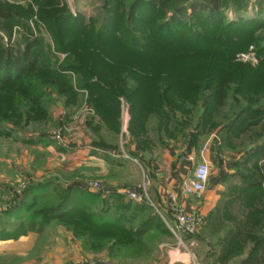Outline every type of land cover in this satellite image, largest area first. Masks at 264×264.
<instances>
[{"label":"rangeland","instance_id":"374dc122","mask_svg":"<svg viewBox=\"0 0 264 264\" xmlns=\"http://www.w3.org/2000/svg\"><path fill=\"white\" fill-rule=\"evenodd\" d=\"M194 1L0 0V50L6 52L10 59L19 51L23 58L28 59L34 54L33 50L40 49L43 53L38 58L39 66L58 72L57 75L65 80L60 83L70 84L76 92L73 101L68 103L69 96L61 94V87L56 89L45 84L42 89L44 96L35 101L31 94L35 88L17 91L10 88L12 84L0 85L2 248L8 250L13 242L23 240L30 232L26 228L17 237L8 235L23 228L33 218L40 226L43 214L50 208L62 207L65 211L61 213L77 211L76 215L73 212L65 219L47 221L42 233L34 230L37 236L27 241L34 244V248L26 257L20 258L15 253L9 256L0 254V264H127L123 263L125 259H115L118 256H130L138 264H145L150 259L147 255L151 252L149 248L141 250L138 246L130 248L117 244V239L127 240V225L123 230L118 228L100 235L96 230L95 234L91 232L89 221L88 229L80 225L76 218L85 216L82 210L99 214L110 201L92 200L90 195L80 194L77 186H59V177L66 175L59 169L58 158L52 159L49 167L44 166L46 163L43 165V147L51 146L57 152L66 146L74 149L77 148L78 134L91 136L87 126L83 129L90 117L86 111L90 108L89 91L83 85L91 79L86 75L92 71L95 73L92 82L101 80L108 85L114 84V90L124 95L137 89L141 90V96L151 98L158 88L160 91L167 86L173 88L178 107L174 117L185 127L178 130L179 142L201 151L204 138L211 139L212 145L216 146L213 154L216 163L211 177L225 173L228 179L226 192L214 211L207 214L196 235L201 256L221 258L223 260L218 262L221 264H242L248 258L258 235L264 234L263 187L256 184V167L261 164L258 153L264 146V0H237L245 6L241 15L248 20L256 19L262 25L252 38L245 37L237 42L229 41L228 37L226 44L204 40L207 36L191 18L192 9L189 8ZM201 1L207 4L213 0ZM218 1L224 15L230 21H236L235 0ZM177 7L189 9L183 29L199 31L203 39L193 35L170 46L162 43L168 40L165 37L167 32L174 29V25L167 26V23ZM9 11L12 21L2 18ZM46 14L54 16L46 17ZM59 14L72 17L73 25H68V21L55 22L53 18ZM48 19L53 20L55 28H61L57 32L60 36L57 40ZM3 23L9 29L4 28ZM114 29H117L116 33ZM126 29L128 35L125 40L131 42L135 37L149 47L139 50L136 46H126L120 39L124 38L122 31ZM251 47L253 56L243 60L241 54L248 53ZM82 63L85 69L76 70L74 66ZM28 74L24 73L20 79H27ZM34 75L37 81L50 80L45 73L35 72ZM226 75L231 77V83L227 87L224 105L213 111L211 103L206 102L211 94L208 87L218 77ZM124 80L129 81L126 88L123 87ZM21 93L29 102L31 100L34 114L31 112L29 116L34 115L33 120L20 117L19 103L23 98L26 103ZM122 101L129 110L126 98ZM43 108L47 110V116H43ZM128 110L124 115L129 119ZM124 122L123 116L122 126ZM113 136L112 147L120 151L124 146L122 132H113ZM224 162L227 170L218 174L217 166ZM47 173L49 179L40 178ZM203 194L195 199L202 200ZM112 208L118 209V206ZM218 208L222 215L220 226L213 219ZM146 215L147 218L159 219L162 223L159 227L168 232L152 208H147ZM131 238L130 241L134 242L135 239ZM3 241H12V244ZM113 241L116 246L110 248L109 243Z\"/></svg>","mask_w":264,"mask_h":264},{"label":"crops","instance_id":"0c3cea01","mask_svg":"<svg viewBox=\"0 0 264 264\" xmlns=\"http://www.w3.org/2000/svg\"><path fill=\"white\" fill-rule=\"evenodd\" d=\"M125 110L128 109L125 102L122 101L121 113L122 120L124 116L125 122L121 131L124 146L120 151L112 147L114 145L113 132L104 125L95 111L93 113L87 112L90 117L84 123L83 129H86L87 126L91 131V136L82 137L78 134L76 138L77 148L74 149L66 146L58 149L57 152L51 146L43 147L45 149L43 152L44 157H42L43 165L46 163L44 166L49 167L52 159L55 161L58 158L59 169L66 175L64 178L63 176L59 177L57 181L59 186L68 188L73 185L74 187L77 186L78 189L97 194L98 200L107 199L110 201L111 207L114 205L119 206L117 205V198L126 189L148 181L150 197L162 210H166V195L181 192L182 183L193 176L197 162L207 161L211 166V173L214 171L215 166L213 164L216 162L213 154L216 146H214L215 144L212 145L211 139L205 140V138L201 151H196L195 148H190L187 144H181L178 135L180 127L177 123L172 120H160L157 116L151 117L144 124L145 130L143 133L134 136L129 131L131 118L125 117ZM124 154L137 159L139 164L135 165L129 162V159H124ZM46 170L48 169L46 168ZM216 170L218 174L221 171H226L225 162L222 165L218 164ZM40 178L43 180L49 179L48 173L40 176ZM227 180L225 173L219 177L216 175L210 176L208 188L203 194L204 198L202 200L187 199V208L198 209L206 216L213 212L217 207V202L226 192ZM92 181H98L101 190L90 188L89 184ZM124 200L128 201L126 198ZM113 211V218L122 215H127L129 218L133 216L135 224H140L144 219H147V211L134 209L124 213L121 212V208H112ZM45 228L37 232L42 233ZM37 232L31 230L27 236H24L26 240L21 239L13 242L14 244H12V241H3L8 245L12 244L8 246V250L2 248L0 241V254L9 256L10 253H15L20 258L26 257L34 248V244H29L30 242L27 241L35 239ZM126 238L127 240L117 241V244L130 246V248L138 246L141 250L145 248L151 250L147 254L150 259L145 264H217L223 260L215 258L213 255L202 257L199 251L200 242L197 240L196 235L185 238L186 247L182 248L170 233L164 232V229L159 227V223L154 224L144 236L134 238V242H131L128 236ZM113 243L114 241L109 243L110 248L112 245L115 248L116 245ZM115 259H125L123 263L127 264H138L130 256H118Z\"/></svg>","mask_w":264,"mask_h":264},{"label":"trees","instance_id":"16d2710c","mask_svg":"<svg viewBox=\"0 0 264 264\" xmlns=\"http://www.w3.org/2000/svg\"><path fill=\"white\" fill-rule=\"evenodd\" d=\"M235 2L236 3L233 4H235V9L238 14L237 15L238 19L233 22L230 21L221 11L220 3L218 0L209 1L207 4H205L201 0H195L194 2H192V4H190L189 9H192L191 18L195 19L194 22L195 25H198L201 28V30L204 32V35L207 36V38H205L204 40L209 39L216 41L217 43L226 44L227 42L226 39L228 37H229L228 38L229 41H237V42L238 41L240 42L245 37H249V38L253 37L255 31L258 30V28L262 25V23L256 22V19L248 20L245 16H242L241 12L244 11L245 6H242L240 2H238L237 0H235ZM189 9L183 7H177L173 11L171 21L167 23V26L174 25L173 26L174 29L167 32V35L165 37H167L168 40L162 43H167V45L170 46L171 44L177 42V40L180 39L182 40L184 38L188 39L191 38L193 35L202 37V39L204 38L203 35H201V32L199 31H194V30L185 31L183 29V22L186 21L185 17L189 15V11H188ZM59 15L53 18L55 19V22L66 23V21H68L67 22L68 25L72 24L71 23L73 21L72 17L67 18V16H64V14H59ZM51 16L54 15L46 14V17H51ZM11 17L12 16L9 11L7 12V14H4L2 18L6 20H11ZM47 23L50 25L51 31L54 37L56 38V40L59 39L60 36L57 34V32L61 28L59 27L55 28L52 19H48ZM110 25L111 23L109 22V26ZM2 26H4V28L9 29V26H7L4 23ZM0 27H1V23H0ZM113 31H115L116 33L117 29L116 30L114 29ZM122 32L124 33L123 34L124 38H120V39L125 43L126 46L127 45L129 47L136 46V48L139 50H144L145 48L149 47V46L145 47V44H143L141 40L138 41L137 38L132 37L130 35L129 36L132 37L134 40H131V42H129V40H125V37L128 35V31L126 29L125 31ZM106 34L109 35L108 32H106ZM167 45H164V47ZM159 46H163V45L160 44ZM33 51L34 54L30 56L28 59L23 58V56L20 55V51L19 53L16 52L13 59H10L11 57H8V55H6V52H2L0 50V85L6 87L12 84L13 86H11L10 88L13 90L15 89L17 91H20L19 89L25 91L31 88L32 89L35 88L36 91L31 92L35 101L39 100L44 96L42 90L44 87L43 85L46 84L49 87H54L56 89L61 87L62 88L61 90L63 92L61 94L64 96L66 95L67 97L69 96L66 101L68 103H71L76 96V92L74 91L72 86L68 83H64V85L60 83V81H63L64 79L60 75H57L58 72H56L55 70L47 69L45 67L39 66V64L37 63L38 58L42 56L43 52L40 49ZM74 67L78 71H83L85 69L83 63ZM35 72H37V74L39 73L48 74L50 76L49 77L50 80H43V81L42 79L39 81L34 80ZM24 73H30V74H28L27 79L24 78L20 79ZM94 75L95 73H93L92 71V72H88L86 76L92 79ZM91 79L87 80L86 83H84L83 85V87L89 91L88 104L93 109V111H95V113L100 117L104 125L107 126V128L110 131L114 132L115 134H119L122 128V113H121L122 98H126V101L128 102L129 105V112L131 118L129 131L134 136L143 133V131L145 130L144 124H146L147 121L154 116H157L158 119L163 121L172 120L173 122L177 123L180 129L182 130L185 129L183 124L179 122V119L174 117L177 114L178 107H177V99L175 96H173L174 91L171 86H167L166 89L163 91L162 90L160 91L158 88V90L155 93V96L148 98L141 96V90L133 89L128 94L124 95L123 92L117 93L114 90L115 88L114 84L108 85L105 84V82H102L101 80L92 82ZM128 83H129L128 80L126 81L124 80L123 87L126 88ZM230 83H231V77L228 75L218 77L216 81L210 83L208 89L211 90V94L208 96V100L206 102L211 103L213 111H217V109H220V107L224 105L227 96V92H226L227 87L229 86ZM21 94L24 95V93ZM25 100L26 103H24V98L21 99V103H19L18 110L21 114L20 117L23 118L24 116L27 121L28 120L30 121L34 119V115L29 116L31 112H33L34 114V110H33L34 108L32 104H30L31 100L29 102L26 96H25ZM46 111L47 110L43 108V116H47ZM260 149L261 150L258 154L261 155V164H259L256 167V174L258 178L256 184L262 185L263 195H264V146H262V148ZM248 161L249 160H247L246 163H248ZM77 190L82 195H90L89 198L92 200H98L97 194H92L90 192L78 188ZM117 199H118L117 205H119L118 209L121 208V212L124 213H126L128 210H134V209H138L146 212L147 208L150 207L146 204L136 203L132 200H128V202H125L124 194L119 195ZM65 205L66 204H64V206ZM63 211H65V209H63L62 207L57 209L50 208L45 212V215L43 214L44 220L41 222L40 226L36 224L35 221L36 219L33 218L32 220L27 222V224L24 225L23 228L20 227L16 229L15 232H12L8 236L17 237V235H19L22 232V229L24 228L30 231L31 230L40 231L43 228L44 223L46 224L47 221L50 220L52 221L54 219H60V220L65 219L66 216H69L75 210L72 212L67 211L61 213ZM76 212H74V214ZM82 212H85L88 216H86V214L85 216L81 215L78 216L76 220L79 221L80 225H82L85 229L89 228V226L87 225V221H89L90 222L89 229H91V232L95 234V230H96L97 234L99 235L102 233L109 234L115 230H119L118 228H121L123 230L124 225H127L125 226V230L127 229L126 231L129 234L128 237L129 238L132 237L134 239L136 237L144 236L154 224L159 223V225H162L159 219H154V218L144 219V221L141 222L140 224H135L133 216L129 218L127 215H122L113 218L112 207L109 203L107 204L105 209L101 211L99 214L94 211L86 212L85 210H82ZM156 215L158 218H160V220L163 221V219L158 214ZM38 217H41V215ZM85 218L89 220L84 221L83 219ZM213 219H215L214 222H216L219 226L221 225L222 215L220 213V208L217 209V212L213 217ZM241 231L242 230H240V233ZM168 232L171 234L169 229ZM240 233L239 235H241ZM117 241L119 240L117 239ZM242 264H264V234L261 233L258 235L256 242L253 245V248L250 252V255L248 256L247 259L242 261Z\"/></svg>","mask_w":264,"mask_h":264},{"label":"built area","instance_id":"2783aa9c","mask_svg":"<svg viewBox=\"0 0 264 264\" xmlns=\"http://www.w3.org/2000/svg\"><path fill=\"white\" fill-rule=\"evenodd\" d=\"M253 54V47H251L248 53L241 54V58L247 60L251 58ZM86 111L92 112L89 108H87ZM123 157L125 159H132L139 164L137 159L127 154H124ZM191 160H193V158H191ZM210 176V164L205 160L197 162L193 176L182 183L181 192L168 193L166 195V210H162L150 197L148 181H144L136 187L126 189L123 194L128 200L150 206L155 213L163 219L172 236L178 243L181 246H185V238L197 235L206 217V215L198 209H188L186 201L189 198L198 197L206 192ZM89 187L95 190H101V185L98 181L91 182ZM99 264H105V262H99Z\"/></svg>","mask_w":264,"mask_h":264}]
</instances>
